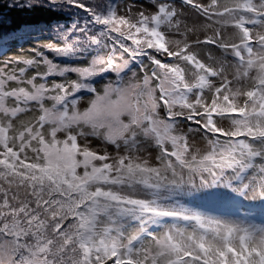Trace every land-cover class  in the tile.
<instances>
[{
  "label": "snow or ice",
  "instance_id": "snow-or-ice-1",
  "mask_svg": "<svg viewBox=\"0 0 264 264\" xmlns=\"http://www.w3.org/2000/svg\"><path fill=\"white\" fill-rule=\"evenodd\" d=\"M150 3L7 4L0 264H264V0Z\"/></svg>",
  "mask_w": 264,
  "mask_h": 264
},
{
  "label": "trees",
  "instance_id": "trees-1",
  "mask_svg": "<svg viewBox=\"0 0 264 264\" xmlns=\"http://www.w3.org/2000/svg\"><path fill=\"white\" fill-rule=\"evenodd\" d=\"M9 2L10 0H0V47L7 48L12 43L29 40L21 38L22 33L29 27L54 24L57 21L63 23L65 20V17L41 8L34 10L9 8L7 7ZM98 2L106 3L107 0Z\"/></svg>",
  "mask_w": 264,
  "mask_h": 264
},
{
  "label": "rangeland",
  "instance_id": "rangeland-1",
  "mask_svg": "<svg viewBox=\"0 0 264 264\" xmlns=\"http://www.w3.org/2000/svg\"><path fill=\"white\" fill-rule=\"evenodd\" d=\"M130 2L137 4V5H143V7L147 10H153L152 5L150 3V0H130ZM175 2L178 4L179 0H175ZM35 46V42L31 41V40H25L21 43H12L10 44L7 49H10L8 51V55H14L16 54L17 51H19V49L22 47L24 49H31L32 47ZM206 51V49H201V54L203 55V53ZM46 55H49V58H52V54L51 53H45ZM25 55H27V52H25ZM25 119H28L29 117H24ZM247 207V205H246ZM244 211L243 208L240 209V212L242 213ZM256 222H260V216L259 213H257L256 216Z\"/></svg>",
  "mask_w": 264,
  "mask_h": 264
}]
</instances>
